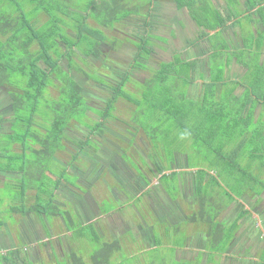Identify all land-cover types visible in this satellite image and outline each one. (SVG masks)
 <instances>
[{
	"label": "crops",
	"instance_id": "obj_1",
	"mask_svg": "<svg viewBox=\"0 0 264 264\" xmlns=\"http://www.w3.org/2000/svg\"><path fill=\"white\" fill-rule=\"evenodd\" d=\"M164 6L168 7L166 4ZM160 12L163 14L167 11L160 9ZM243 12L244 4L237 11L231 0H207L202 6L204 16L199 17L200 22L198 20L200 26L196 27L206 37L216 35L214 41L208 44L204 40L193 48L171 49L167 35H158L157 38L162 40L157 39V48L152 50L149 58L150 62L157 59L158 64L156 67L151 66L149 70L152 75H156L163 65H178L174 63L176 56H180L184 67V61L191 64L186 69L189 79H184L182 75L181 80V85H186L181 89L185 100L200 104L207 95L208 100L212 98L216 102L223 101L228 104L226 111L229 116L244 118L245 122L235 126L233 131L236 133L244 130L243 140L242 136H236L225 143L224 149L228 150L227 156L233 157L230 153L239 148L235 161L243 167L249 166L250 171H258L255 174L264 180V151L258 152L260 149L264 150V50H246L249 48L246 39L250 27L246 16L239 15ZM190 13L187 8L183 9L187 21L192 24L194 20ZM210 13L213 14L209 15ZM227 44L231 45L228 50L225 49ZM139 61L132 58L130 64H138ZM259 69L262 70L263 82L256 87L254 85ZM146 70L147 67H143L142 63L134 67L136 75L146 73ZM211 84L213 88L208 87ZM212 90L214 92H209ZM200 110L202 109L198 111ZM226 128L232 132L233 127ZM215 129L219 127L216 126ZM255 132L259 135L255 136ZM220 143V140L213 142L214 146ZM188 148L186 145L185 149ZM208 148L210 147L205 146V150ZM60 151L63 150H55L53 153L56 155ZM204 154H198L202 159L195 163L198 167L209 166L212 161L210 158H218L220 161L217 155L208 157ZM219 161L213 160L216 163ZM205 170V183L209 180H223L220 174L225 171H216L209 167ZM3 173L0 188L19 178L12 172ZM64 184L69 186L66 182ZM35 189L29 186L28 199L30 191ZM234 191L230 202L223 200L222 206L213 214H203L204 216H199L201 218L197 215L192 221L179 222L170 220L169 210L166 213L158 212L153 199L151 203L148 195L139 199L136 208H130L123 201L104 213L102 210L105 207L95 198L102 213L78 221L74 230L89 226L93 238L97 240V246H100L98 251L108 249V245H111L109 255H101L108 260L126 252L127 262L135 261L136 264H264V188L258 189L245 184ZM36 195L35 191L33 202ZM61 208L69 209V206ZM182 208L187 214L188 211ZM10 209L12 212L9 218L12 221L0 219V264H57L66 262L72 252L82 256L86 264L98 263L97 258L94 260L93 255L86 254V248L81 253L77 250L81 246L77 238H87L88 235H77V242L69 239L74 231L70 229L73 224L70 219L66 221V217L61 218L53 213L52 220L47 222V215L44 213ZM106 217L118 222L121 219L127 222L131 220L132 224L129 229L120 232V226H111ZM45 227L51 228L52 234L46 235ZM69 248L72 249L70 253L67 252Z\"/></svg>",
	"mask_w": 264,
	"mask_h": 264
},
{
	"label": "flooded vegetation",
	"instance_id": "obj_2",
	"mask_svg": "<svg viewBox=\"0 0 264 264\" xmlns=\"http://www.w3.org/2000/svg\"><path fill=\"white\" fill-rule=\"evenodd\" d=\"M231 1H233L234 7L236 8L237 11L241 9V7H243L244 4L245 12L239 15L244 14L249 22L250 33L248 34L246 39V45L249 48H246V50L249 51L251 49L252 50L260 49V51L261 50L263 51L264 50V0H231ZM205 2H207V0H123L122 10H121L123 16L116 24L124 25L125 27L130 26L142 32L141 36L135 34L134 35L129 34L128 36L127 34L128 32H121V33L124 34L125 37H127L125 38L124 41H127V39L130 38L135 40L134 41L135 44H138V45L132 44L131 46L135 48L134 54H139L138 46L141 44V41H145L148 52L147 54L139 58L140 59L139 63L140 64L142 63L143 67H147V69H151L149 65L150 62L149 58L151 56L152 50L154 48H157V46L155 45L157 39H153V38H157L158 35H167L166 36L167 41L170 43L171 49H182L183 47H185V49L193 48V46L198 45V43H201L204 40L208 44L209 43L211 44L212 41H214L216 35H213L211 37H206L207 35H205L204 33L203 34L200 33V31H197V27H196V25L198 27L200 26V24L198 23V20L200 22L199 17L204 16L202 13V6ZM165 4L168 6L167 8H165L164 6ZM76 8L77 7L75 6L72 5L70 6V9H72V11H74V9ZM184 8H187L188 11L191 12L190 14L193 17L195 24L193 22L192 24H190L187 21V16L183 14ZM160 9L166 10L167 12L162 14L160 12ZM25 10L29 12L30 6H27ZM40 13L45 15L44 12H40ZM211 14L213 13H210L209 15ZM116 24H114L112 28H114ZM105 28L107 27H101L104 33H105L104 30ZM67 31L72 36L75 37V34L70 32L71 29H68ZM114 40H115L114 42L112 40L114 46L116 45H122V47L126 46V43L121 44L122 41L121 43L119 42V40H121L120 37L118 39L114 38ZM129 41H127V43H129ZM106 42L109 43V41H103V40L99 41L101 53L98 57H100L99 60L102 61L101 66H95V64H92L93 69L102 79L101 81L98 78L91 77L90 75H86L85 78L78 80V78L74 75L75 70L69 66L68 60L65 58L67 67L64 68L65 70L69 71L70 74L75 77V80H77V82L80 84L83 98L89 107L88 109H86L83 119L88 118L91 119V121L89 122L88 119H84L86 121L84 125L79 121L70 119L62 129L63 134L61 135L58 141L59 146L56 147L55 150L66 151L67 145L64 142V139L68 141H71V139H69L65 131L66 129L70 130V127L72 125L74 126L77 124L83 125L89 130V133L93 135L97 133L99 137L97 140H94L88 135L89 134L88 132H85L86 136L84 134L83 137L84 136L85 137L84 138L81 137L82 139L80 138L78 143H76V146L78 148L70 155V159L65 163H61V164L58 163L63 167V169H65V175L66 172L69 171L73 173L76 176V178H69L66 175L65 177H67L68 180H63L59 187H53L52 184L49 185V188L53 191L51 202L55 200V202H57L55 204L60 209H63L62 212L55 213V216H60L61 218L68 216V219L71 220L70 221L71 224L73 223L72 217L74 216L77 218V221L81 222L83 220L94 217L96 213H99L100 215L102 212L104 213V211L114 209L105 206V203L109 201V198L111 196L115 198L117 201H121V203L125 201L124 204L130 206V208H136L139 199H141L145 195H148V198L151 199V203L153 199L154 207L158 212L166 213V211L169 210L170 214H168V216L170 215V220H172L173 222H179L184 220L192 221L193 219H196L197 215L199 217V216H204L205 214L207 215H210L211 213L213 214L220 206H222L223 200L225 201L229 200L230 202V198L232 197L235 191L233 189H228L226 190L224 197L221 198L220 193L217 191L219 185L216 183L210 184L207 190L197 189L196 181H195V177H196L195 171L201 168V166L189 167L188 164L190 163L189 162L190 155H192L194 158L198 154L201 155L202 152L200 151L193 152L190 148H188V150L186 149H180L179 151L173 150L171 153L172 159L171 162H169V164L172 169H175L179 172L178 178L174 181V185L172 184V182H168V184L163 185L158 180V177H160L162 173L169 174L172 170V169L164 170L162 171V173H158L157 171V164L162 163L164 165V163L166 162L165 155L161 151V148L163 149L166 148V145L163 142H152L149 141L148 139V145H147L145 143L146 141L144 142L143 140L142 144L145 143L144 146L145 150H139L135 146V139L137 137V132L141 130L145 136L146 131L143 130L140 127V125L134 126L131 122L132 118L129 119V121L126 123L124 127H120L124 131L125 129H127L133 132V137L131 136L130 139L122 135L123 138L127 139L128 143L126 147L119 148V146L118 145L116 146L113 141L111 143L108 141L109 137L105 135L107 130L106 123H108L109 120H112L114 117L101 119V116L96 111V109L103 110L106 100H108L109 97H112L111 89L113 87L116 88L117 84L122 82V79L124 78L125 74L127 73L129 74V81L128 83L125 84V89L127 86L132 84H136L137 88H141L140 86L145 85L146 82L154 78L155 75H152L151 77H149V79H146L144 81L138 80L134 72L135 66H133L132 64H128V66L127 64H124V68H121L122 71H120L119 70L120 67H118L120 64L113 63L114 66L112 65L110 59L112 55L104 54L101 56V54L104 53L103 52L104 46L108 47V51H110V47H112L110 44L108 45V43ZM226 47L225 49L228 50L229 47H231V45L227 44ZM74 57L76 56L74 55ZM91 57L93 56L90 55V58ZM176 57L177 58L174 61V63H177L178 65L183 64V61L180 58V56H176ZM143 59H146L147 61ZM135 60L136 59H134V61ZM90 62L91 61L89 60V62L83 63V65ZM38 63L43 64L44 62L39 60ZM184 63H185L184 65L187 66L186 68H189L188 66L191 65L188 64L186 61H184ZM86 72H88V70ZM88 74L90 73L88 72ZM52 78H53V84L49 85L48 88L57 87L58 91H57V95L49 97L47 98V100L51 99L53 100V102L54 101L57 102L60 96L58 89L60 81L56 79L54 75ZM90 85L100 87L101 89H103V91L108 93L109 97L106 100L101 101L102 105L101 104L96 105L97 103L92 104L91 99H95V100H102V99L92 94V91L89 88ZM21 87L13 84H0V97L2 96V98H0V132L3 134L4 132L6 134L11 133L10 136L13 139L12 147L15 149V151H17L20 154L19 157L20 161H23L26 152L22 149V145L20 141L16 139V137H18L19 134L21 135V132L16 133L18 127L13 129V126L20 127V124L16 125V120L17 119L22 120L25 117V115H27L26 114L27 111L25 109L23 108L18 109L17 107L14 106L15 95L18 93L20 94L22 93ZM48 88H47V94L49 93ZM119 100L120 98L116 100L115 105L116 103L120 102ZM92 114L94 115L93 117ZM38 116L42 119L41 124H37V122L35 121V119ZM33 118H34V122L31 123V127L34 132L39 134L38 136L39 140L34 141L33 138L27 137L26 141L32 146L33 148L32 151H34V149L44 150V141H45L44 136L47 133L46 131L47 129L45 125H48V122L43 118L42 115H39L38 113L35 114ZM99 120L102 122V125L97 124L99 127L93 129L92 126H94L95 124L94 122ZM6 125L8 126V128L6 127ZM20 131H22V129ZM115 136L117 137V135ZM90 143L93 144H91V146H88L90 145ZM153 144H155V146ZM111 145H115L116 147H118V149H113ZM189 151L192 154H190ZM36 155H38V152ZM54 155L55 153L51 154L50 156H52L54 159ZM38 157H40V155H38ZM141 157L145 159L144 161L145 166H139L138 170H136L137 164H139V159ZM3 159H4L3 153L0 152V163L2 162ZM128 159H131L133 161L128 162ZM8 167H12V166L10 165L4 166V164H0V181H2L3 176L1 174H4L3 172L5 173L12 172L13 175L19 176V178H23L25 173H23V168L21 166L17 168L18 171L16 172L13 171L14 170L13 167L11 169H8ZM203 168L206 169V166ZM59 173L54 174L55 175V177H53L54 180L58 178ZM29 176L30 175L27 174L26 178L29 179ZM103 178L106 179L103 180ZM69 179L73 181L77 180L76 185L74 186L70 184ZM100 180H103L102 183L104 188L102 187V185H99ZM260 181L261 182L259 183V187H255V188L258 189L264 188V180L260 179ZM64 182H66L72 188L65 185ZM1 183L2 182H0V186ZM20 183L18 184L19 186H21ZM77 185L82 186L83 188H85V190H83L82 192L79 191V189H75L77 188L76 187ZM22 187L24 188V190L27 191L29 190V186L27 183L25 185V182H24V186ZM105 189H107L108 191H106ZM56 190H59V192ZM57 194L62 195L63 197L64 196L68 197L67 201L66 202L58 201ZM95 198H97L99 202L101 201L102 206L105 207V210H102L101 213L97 206V202H96L97 200ZM67 205L69 206V209L61 208V206H67ZM182 207H184L188 211L187 214L185 213ZM71 211L74 214H71L72 213ZM106 219L108 220L111 226L119 225L120 226L119 228L121 229L120 232L126 231L127 229H129V227L132 224L131 220H128L127 222L126 220L121 219V221L119 220L118 222L110 217H106ZM67 224L69 225L68 222ZM71 250L72 249L69 248L67 252L69 251L70 253Z\"/></svg>",
	"mask_w": 264,
	"mask_h": 264
},
{
	"label": "trees",
	"instance_id": "obj_3",
	"mask_svg": "<svg viewBox=\"0 0 264 264\" xmlns=\"http://www.w3.org/2000/svg\"><path fill=\"white\" fill-rule=\"evenodd\" d=\"M122 1L123 0H89L83 4L84 8L80 10V15L74 17L72 16V12L79 13V11L75 12L70 9L71 5L74 6L70 0H0V84L22 86V93L15 95L14 106L18 109H25L27 115H25L22 120H16V125L20 124L23 128L21 135L19 134L16 139L20 141L22 149L26 152L25 158L21 161L23 167L27 166L26 168L33 169L36 176L41 175V170H37L38 165H34L37 163H34L35 161H30L32 158L26 156L27 151L34 152L35 154L38 152V155L53 154L56 147L59 146L58 141L63 134L62 129L65 124L68 123L70 119L81 121L86 109L89 108L83 98L80 84L69 71L65 70L60 60L66 58L69 66L74 69V55L82 64L91 60L90 55L97 58L101 53L99 41L107 40L106 34L101 27L111 29L114 24L119 22L120 18L123 16L121 12ZM27 6H30L29 12L25 10ZM40 12H44L47 16L46 20L43 22H39ZM67 18L70 19L68 20ZM88 18L93 19L97 23V26L90 25L87 21ZM68 29L74 32L75 37L67 31ZM110 45L114 47L113 42L110 43ZM146 46L145 41H141V44L138 46V58L147 54L148 50ZM140 49L144 52L141 53ZM39 60L44 63L39 64ZM173 65H163L154 78L148 80L145 85H142L144 88H139L138 95L140 98L144 99L145 103L150 105V107L148 106L149 108L146 109L149 110L148 115L156 119L157 115H153L150 110L158 109L162 111L163 113L161 115L164 119L173 118L175 125L180 128L174 135L173 140L176 141L180 138L181 142L186 138L185 135H187L190 137L188 139L192 140V146H189V148L193 152H204V155L208 157H211V155L219 156L220 161L218 158H210V161H212L209 166H202L215 169L216 171L222 170L231 173V178L234 180L233 182L237 184L232 187L233 190H239L240 187L247 184L249 180L260 183L261 181L258 175L235 161L240 151L239 148L232 150L230 155L233 157L227 156L229 155L228 150L224 149L225 143L236 136H242L241 138L243 140L244 130H240L241 133L240 131L236 133L233 131L235 126L245 122L244 118L240 116H229L226 111L228 110V104H225L223 101L216 102L212 100V98L208 100L207 95L200 104L185 100L181 86L178 85L177 81H169L168 79L170 76L183 79L182 74L187 68L184 67L183 64ZM77 67L78 69H76L78 71L83 72L85 75H90L78 64ZM261 72L262 70L259 69L256 75L257 80L256 85H254L256 87L263 82V74ZM53 75L60 81L58 88L60 96L57 102H53L51 99L47 100L45 96L48 86L53 84ZM19 78H21L20 82ZM97 78L100 81L102 80L99 76ZM128 81L129 74L127 73L124 75L122 82L118 83L116 88L113 87L111 89L112 97L106 100L103 110L96 109L101 119L113 117L111 111L114 109L115 102L118 98L127 99L125 84L128 83ZM153 87H157V90H154ZM209 92L214 91L212 90ZM131 101L130 102L134 106H138L140 103L138 98L132 99ZM200 108L202 110L198 111ZM37 113L42 115L48 122V125H45L47 133L44 136V150L34 149V151H32L33 148L27 143L26 138H33L34 141L39 140V134L34 132L31 127V123L34 122L33 117ZM94 123V126H92L93 129L99 127L97 124L102 125L100 120ZM216 126H218L219 129H215ZM225 127H233L232 132L227 128L225 129ZM152 129L155 130L154 127H152ZM146 133L149 135V132L146 131ZM257 135H259V133L255 132V136ZM219 140L221 143L214 146L213 142ZM205 146L210 148L205 150ZM173 150L179 151L180 149L175 147ZM263 151V149H260L258 152ZM190 154L192 153L190 152ZM213 160L219 161V163L213 162ZM218 165L220 166L217 167ZM188 166L196 167L198 165L189 163ZM202 166L195 171L197 189L207 190L210 184H219V180L204 182L203 179L205 178L206 170ZM11 168L12 167H8V169ZM168 169L172 168H167L162 163L157 164L158 173H162V171ZM34 172L29 176L30 178L33 177ZM237 172H243L239 178H236L235 174ZM178 174L179 172L177 170L172 169L169 174L162 173V175L158 177V180L162 183L165 177H171L173 179L172 184L174 185V181L178 178ZM26 180L27 178L24 176L20 183L21 187L24 186ZM63 180H68V178L65 177V169L60 171L58 178L51 184L53 187H59ZM69 180L73 182V180ZM28 186L34 187L38 189V191L43 187L44 193H50L48 194L50 198L53 196V191L49 186L48 189L47 187L45 188V186L38 187L31 184ZM22 190L24 195L26 190H24V188ZM38 197L39 193H37L36 199ZM50 198L47 200L49 205L51 204ZM47 207L48 205L46 203L43 204L42 207L38 205L35 208L39 214L44 213L47 215ZM55 213L56 212H54V214ZM111 248L112 246L108 245V249L106 248L104 249L105 252H103V250L101 252H103V255H109ZM97 255H94V260L98 258ZM65 264H86V261L82 256L71 253Z\"/></svg>",
	"mask_w": 264,
	"mask_h": 264
},
{
	"label": "rangeland",
	"instance_id": "obj_4",
	"mask_svg": "<svg viewBox=\"0 0 264 264\" xmlns=\"http://www.w3.org/2000/svg\"><path fill=\"white\" fill-rule=\"evenodd\" d=\"M70 1L75 7H77L76 8L77 10L74 9V11L75 12L79 11V13H73L72 12V16L76 17V16L80 15V10H82V8H84L83 4L88 2L89 0H70ZM46 17H47L46 15L40 13L39 14V22L44 21ZM67 19L69 20L70 18H67ZM87 21L90 25L97 26V23L94 20H92L91 18H88ZM104 30H105V33L107 34L106 35V38H107L106 41H109V43L106 42V43H108V45L110 43H112V40H113V42L115 41L114 38L118 39L120 37L121 40H119V42L121 43V41H122L121 44L126 43V46L122 47V45H121V48H120L119 45H116V46H114V48L110 47V51H108V47L104 46V48H103L104 53H102L101 56L104 54L105 55H112V57H110L111 63L113 66L115 63L120 64L118 66V67H120V69L118 68L120 71H122L121 68H124V64H127V66H128V64H130V62L132 61V58L137 59V61H139L138 54H134L135 48L131 47L132 44L133 45H138V44H135V42H134L135 40L130 39V38L127 39V41H129V39H130L129 43H127V41H124L125 38H127V37H125L124 34H122L121 32H128L127 33L128 36H129V34H132V35L135 34V35L141 36L142 32H140L139 30L132 28L130 26L125 27L124 25H119V24H116L114 26V28H112V29L105 28ZM70 32L74 33L72 30ZM153 39L162 40L161 38H153ZM140 52L143 53L144 51L142 49H140ZM99 59H100V57H98V58L91 57V60H90L91 62L83 65L81 63V61L77 57H75L74 75L78 78V80L85 78L86 75H84L83 72L77 70L78 69L77 64L79 66L83 67L84 70H86V71L88 70L91 77L97 78L98 74L93 69L92 64H95V66H101L102 61ZM213 61H215V60H213ZM92 62H95V63H92ZM61 64L63 65V67H65V68L67 67L65 58H62ZM138 64L141 65L139 62H138ZM157 64H158L157 59H155L154 62H149L150 67L151 66L156 67ZM136 65H137V62H135V64H133V66H136ZM115 66H117V65H115ZM185 67H187V66H185ZM126 69H127V67H126ZM89 70H91V71H89ZM151 75H152V72L149 69H147L146 73H139L138 75H136V77L138 78V80L144 81L146 79H149V77H151ZM182 75L186 80L189 79L188 75H186V69L184 70V73ZM168 80L169 81L176 80L178 82V85L181 86V89L186 86L183 83L181 85V80H183V79L170 76ZM20 81H21V78H19V82ZM168 85H169V83H168ZM140 87L144 88V86H140ZM208 87L213 88V84H211ZM89 88L92 91V94L94 96H97V97L102 99V100L91 99L92 104L97 103L96 105H99V104L102 105L101 101L106 100L109 97L108 93L103 91V89H101L100 87L90 85ZM153 88H154V90L155 89L157 90V87H153ZM126 89L128 91L126 93L127 99L120 98V100H119L120 102L116 103V105L114 106V108L115 107L116 108L112 111V115L114 118L112 120H109L108 123H106L107 130H106L105 135L107 137H109L108 141L110 143L113 141L116 146L117 145L119 146V148L126 147L128 142H127V139L122 137V135L124 137L130 139L131 136L133 137V132H131L127 129H125V131H124L120 127H124L126 125V123L129 121V119L132 118L131 122L134 126L140 125V127L143 130L149 132V135L146 133L145 134L146 137H145L141 130L138 131L137 137L135 139V146L139 150H145L144 146H145V143L148 145V139H149V141H152V142H163L166 145L165 149L161 148V151L165 155V160H166V162L164 163V166L167 168H170L169 162H171V159H172L171 153H172L173 149L175 147H177V149H185L186 145L191 147L192 146V140L190 139L191 140V143H190L189 142L190 140L188 141V138H190V137H188L185 134L184 135L186 138H184L181 142H180V138L177 139L176 141L173 140L174 135L180 130V128L177 125H175V123H174L175 121L173 120V118L164 119L161 115L163 112L158 110V109L150 110V111H152L153 115L154 114L157 115L156 119L154 117L151 118L148 115L149 110H146L150 107V105H148V103H145L143 98H140V96L138 95L139 94V91H138L139 88L136 87V84L129 85L126 87ZM57 91H58L57 87H49L48 88L49 93L46 94V97L49 98V97L57 95ZM176 91H179V90H176ZM0 98H2V96ZM135 98H138V101L140 102L139 104L137 103L138 106H136V105L134 106L131 103L132 102L131 100L135 99ZM89 100H90V98H89ZM93 116L94 115L92 114V117ZM84 119H88V118H84ZM83 120H81V121L79 120V122H81L82 124L85 125L86 121L85 120L83 121ZM88 120H89V122L91 121V119H88ZM35 121L37 122V124L42 123V119L39 116L35 119ZM6 127L8 128L7 125H6ZM16 127H18L16 133L22 132V131H20L21 129H23L21 126L20 127L19 126H15V127L13 126V129ZM152 127H154L155 130H153ZM7 128H6V130H7ZM85 132L89 133V130L85 126L79 125V124H77L75 126L72 125L70 127V130L66 129L65 133L68 135V137H69V139H71V141L64 139V142L67 145V147H66L67 149H66V151L63 150V151L58 152L54 156V159L52 156L47 155V154H45V155L41 154L40 157H38V155H36L32 152H28L26 156H28L29 158H32V159H30V161H35L34 163H37V164H34L36 166L38 165L37 170H41V175H39V177L36 176V173L33 171V169L26 168L27 166L23 167L22 162L20 161V158H19L20 154L17 151H15V149L12 147L13 139L10 136L11 133L6 134L4 132V134H3L0 132V152L3 153V156H4V159L2 160V162L0 164H4V166H9V165L12 166L14 168L13 171H15V172L18 171L17 168L21 166L23 168V173H25V175H24L25 178H26V174H29L31 176L32 172H34L33 177H31V178L29 177V179L26 180V183H29L33 186H38V187L45 186V188L47 187V189H48V186L54 181V178H53V177H55L54 174H58L60 172V170L63 169V167L61 165H59L58 163H60V164L65 163L66 161H68L70 159V155L78 148L76 146V143H78V141L81 137L84 138L86 136ZM166 132H168V133H166ZM84 134H85V136L83 137ZM88 135L94 140H97L99 137V135L97 133L94 135L89 133ZM115 135H117V137ZM143 140H144V142L146 141L145 143H143L144 145L142 144ZM187 142L189 144H187ZM91 144H93V143H90V145H88V146H91ZM115 145H111V147L113 149H118V147H116ZM153 145L155 146V144H153ZM158 147H156V148H158ZM132 161L133 160L128 159V162H132ZM144 161H145V159L142 157L139 159V164H137L136 170H138L139 166H145ZM200 161H202V159H200L199 155H196L194 158L192 155H190V157H189L190 163L194 164V163H199ZM219 166L220 165H218L217 167H219ZM244 167L250 168L249 166H244ZM252 170H253V173H256V174L258 173V171L255 172L254 169H252ZM242 173L237 172L235 174L236 178H239L242 175ZM66 175L69 178H76V176L69 171L66 172ZM24 176H23V178H24ZM23 178L14 179L11 183H7L4 188H0V219H2V220L9 219L10 221H12V219L9 218V216L12 212V210L10 208H13V210L22 209L25 212L34 211L35 213H38L36 211L35 207H37L38 205L42 207L43 204H46V203L48 205L47 210H46V212H47L46 221L47 222H50L52 220V217H53L52 215L54 212L57 213V212L63 211V209H60L55 204L56 203L55 200L52 201L50 205L48 204L47 200L50 198L48 194H50V193H47V194L44 193L45 191L43 190V187L40 191H38V189H35L36 193H39V197L37 199H35V202H33L34 197H35L34 196L35 191H33V190L30 191L29 199H28V195H27V190H26L25 194L23 195V190H22L23 188L18 185L22 181ZM106 178H103V180H105ZM221 178L223 179V181L219 182L220 185L217 188V191L220 193V197L222 198V197H224L226 190L232 189V187L237 185V184H236V182H233L234 180H232V178H231V173L228 174L225 172H221ZM103 180H100L99 185H102V187L104 188L103 183H102ZM76 181H73V182L69 181V183L75 186ZM168 182L173 183V179L171 177H165L164 180H162L163 185H166ZM247 184L253 185L255 187H259V183L254 182L253 180L247 181ZM225 185H228V186H225ZM76 187L77 188H75V189H79V191L83 192V190H85V188H83L82 186L77 185ZM105 190L108 191L107 189H105ZM57 191H59V190H57ZM67 198L68 197H66V196L63 197L62 195H60V197H58L57 200L60 202H64V201L66 202ZM50 199H52V198H50ZM30 202H33V203H30ZM120 203H121V201H117L115 198H113L111 196L109 198V201H107L105 203V206L109 207V208H115V206H119ZM71 214H74V213L72 212ZM151 216H152V214H151ZM43 218H44V216H43ZM68 220L69 219L67 217L66 221H68ZM72 222H73V224L71 225L70 229L73 231L78 226L77 218L73 216ZM52 232H53V230H51V228L45 227L46 235H50V234H52ZM79 234L81 236L82 235L83 236L88 235V237L87 238H77V240L79 241V244L81 245V246L77 247L78 248L77 250L81 253L82 249L86 248V254H88L90 256L91 255L94 256V254H99V255H97V257H98L97 258L98 259L97 264H136L135 261H132V262L128 261L127 262V253L126 252H124V253L121 252L119 257L109 259L110 261L106 258L104 259V257L101 255H103V252H105V251L104 250H103V252H101V250L98 251L100 246H97V244H96L97 240L95 238H93V233H92L89 226H86L84 228H78L77 230H74L73 236L69 237V239L70 240L72 239V240H74V242H77L75 240H76V236ZM63 235L64 234L62 233V236ZM65 235H66V233H65ZM56 239L58 240V238H56ZM61 240H63V237H61ZM82 244H83V247H82ZM72 245H74V244L72 243ZM65 263L66 262H61V263L58 262L57 264H65ZM26 264H30V263L26 262ZM45 264H49V263H45ZM142 264H145V263H142Z\"/></svg>",
	"mask_w": 264,
	"mask_h": 264
}]
</instances>
